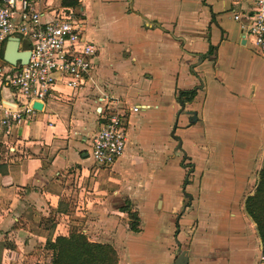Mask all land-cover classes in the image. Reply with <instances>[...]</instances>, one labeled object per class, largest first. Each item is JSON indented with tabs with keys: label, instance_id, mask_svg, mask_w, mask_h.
Listing matches in <instances>:
<instances>
[{
	"label": "crops",
	"instance_id": "obj_1",
	"mask_svg": "<svg viewBox=\"0 0 264 264\" xmlns=\"http://www.w3.org/2000/svg\"><path fill=\"white\" fill-rule=\"evenodd\" d=\"M31 2L43 21L73 8L97 50L80 88L58 77L41 110L0 132V264L49 262L47 241L71 233L112 244L119 264H176L182 251L188 264H257L264 243L246 209L264 166L254 0ZM105 95L123 107L128 142L101 168L91 149ZM1 102L24 103L5 85Z\"/></svg>",
	"mask_w": 264,
	"mask_h": 264
},
{
	"label": "built area",
	"instance_id": "obj_2",
	"mask_svg": "<svg viewBox=\"0 0 264 264\" xmlns=\"http://www.w3.org/2000/svg\"><path fill=\"white\" fill-rule=\"evenodd\" d=\"M66 9L56 11L53 20L43 21L31 0H0V46L11 36L27 38L31 43L27 64L13 66L0 58V86L8 84L24 101L18 107L0 103V132L4 136H9L15 125L37 111L34 102L44 104L58 77L68 86L80 88L91 73L97 48L92 42L81 41V26L73 19L76 12L73 8ZM235 19L241 20V15L236 14ZM249 19V38L264 51V0H254ZM245 27L243 24L242 29ZM101 102L105 103L99 112L102 125L92 140L91 157L98 167H110L125 152L127 120L123 107L116 101L105 95ZM257 264H264L263 251Z\"/></svg>",
	"mask_w": 264,
	"mask_h": 264
},
{
	"label": "trees",
	"instance_id": "obj_3",
	"mask_svg": "<svg viewBox=\"0 0 264 264\" xmlns=\"http://www.w3.org/2000/svg\"><path fill=\"white\" fill-rule=\"evenodd\" d=\"M64 6L76 7L79 0H63ZM3 57V52L1 53ZM197 90L181 91L180 100L191 101ZM131 218V228L139 231L138 213L129 206L124 208ZM248 213L257 223V228L264 243V166L254 195L246 202ZM46 247L52 252L49 262L37 264H119V255L110 243H101L89 240L84 233H71L69 236H58L54 241L48 240Z\"/></svg>",
	"mask_w": 264,
	"mask_h": 264
},
{
	"label": "water",
	"instance_id": "obj_4",
	"mask_svg": "<svg viewBox=\"0 0 264 264\" xmlns=\"http://www.w3.org/2000/svg\"><path fill=\"white\" fill-rule=\"evenodd\" d=\"M30 40L27 38H21L19 36H11L8 38L5 48L3 51V60L7 63L16 66V65H24L29 62L31 56V45ZM10 78L8 75L7 79ZM5 87H10L8 84ZM184 105V102H182ZM33 107L37 110H41L43 107V103L34 102ZM182 147V144L179 143L178 149ZM176 264H188V257L186 252H180Z\"/></svg>",
	"mask_w": 264,
	"mask_h": 264
},
{
	"label": "rangeland",
	"instance_id": "obj_5",
	"mask_svg": "<svg viewBox=\"0 0 264 264\" xmlns=\"http://www.w3.org/2000/svg\"><path fill=\"white\" fill-rule=\"evenodd\" d=\"M4 48H5V44H2L1 46H0V58L2 57V52L4 51ZM2 59V58H1ZM101 168H107V167H101ZM51 252V251H50ZM52 253V252H51Z\"/></svg>",
	"mask_w": 264,
	"mask_h": 264
}]
</instances>
